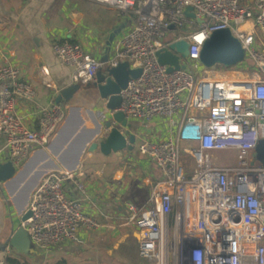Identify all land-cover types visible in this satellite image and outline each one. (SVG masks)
<instances>
[{
	"label": "built area",
	"instance_id": "built-area-1",
	"mask_svg": "<svg viewBox=\"0 0 264 264\" xmlns=\"http://www.w3.org/2000/svg\"><path fill=\"white\" fill-rule=\"evenodd\" d=\"M134 17L115 41L105 64L69 40L55 41L53 51L73 67L75 83L95 80L99 70L128 61L140 68L120 92V111L129 120L164 119L168 133L141 138L138 151L160 169L148 202H129L125 219L136 225L139 256L152 264H169V250L178 264H264V164L257 158L264 139V50L256 45L264 34V0H92ZM192 7L193 17L186 15ZM219 27H229L255 66L258 77L195 79L185 67L169 71L158 52L165 49L200 63L204 41ZM187 40L186 57L171 48ZM26 109L21 113L20 109ZM69 104L40 105L37 92L13 64L0 65V163L19 169L29 155L46 149L64 122ZM193 140L195 146L182 145ZM182 151L196 164L188 176ZM231 153L236 165L218 155ZM75 188L79 196H73ZM87 187L77 170L47 172L33 189L20 221L31 242L42 248L81 241L83 230L103 223L85 211ZM26 210V211H27ZM173 228V241L169 231Z\"/></svg>",
	"mask_w": 264,
	"mask_h": 264
},
{
	"label": "crops",
	"instance_id": "crops-1",
	"mask_svg": "<svg viewBox=\"0 0 264 264\" xmlns=\"http://www.w3.org/2000/svg\"><path fill=\"white\" fill-rule=\"evenodd\" d=\"M241 1L251 4L254 0ZM132 17L117 8L92 0H0V65L10 63L18 67L36 89L40 105H48L56 101L60 89L75 83L72 78L73 67L61 62L53 51V43L63 40L77 42L86 52L101 59L106 52L110 56L116 39L128 29ZM257 41L264 50V34L259 30ZM255 69L251 76L241 75L239 78L258 77L260 74ZM82 85L71 103L79 107V111L69 107L67 119L62 123L63 128L45 149L48 158L55 159L59 168L64 166L57 159H76L81 146L95 132L96 111L104 107L98 90L92 85L88 86V83ZM20 112L24 114L26 109H20ZM129 130L136 135L132 149L126 148L108 155L99 149L88 151L84 158L87 161L80 164L81 178L87 187L85 211L96 216L104 225L95 231L83 230L81 241L77 243L86 242L91 232L114 227L116 220H126L127 204H135L128 197L132 188L143 189L145 185L149 188L148 197L141 206L146 205L154 183L162 177L155 163L139 153L137 143L141 138L165 137L168 133L167 122L164 119L149 122L132 120ZM105 134L106 130L103 129L97 137ZM46 159L43 152L34 151L31 159H27L19 170L28 173L27 178L36 176L44 168ZM27 178L23 175L21 181ZM71 194L79 196L75 188ZM18 226L20 223H9L8 238L13 228ZM74 243H64L61 248ZM52 248L46 249L49 251ZM4 260L5 257H0V264H4Z\"/></svg>",
	"mask_w": 264,
	"mask_h": 264
},
{
	"label": "water",
	"instance_id": "water-1",
	"mask_svg": "<svg viewBox=\"0 0 264 264\" xmlns=\"http://www.w3.org/2000/svg\"><path fill=\"white\" fill-rule=\"evenodd\" d=\"M185 13L189 17L194 16L192 7H187ZM111 41L112 36L109 39L108 48H110ZM171 48L176 49L182 57H186L189 52V43L185 39L179 40L172 43ZM158 58L162 64L169 65V71L185 67V64H180L179 56L170 50L165 49L159 51ZM245 58V49L240 39L233 35L229 27H219L215 29L204 41L200 52V62L208 68L214 67L216 64L230 68L243 62ZM101 60L106 64L109 60V52L102 55ZM129 66L130 63L128 61H121L116 66L112 67L106 66L104 69L97 72L95 80L92 83H88V86L92 85L98 90L100 98L104 101V107L96 111L97 126L95 132L90 135L81 146L76 159H57L59 162H62L64 168L68 170H77L80 166L79 161L81 155L85 149H88V151L99 149L103 154L108 155L126 148H133L136 135L130 132L128 120L120 111L111 114V111L118 108L121 104V90L126 88L131 77H137L141 72L140 68L131 69ZM82 87L83 85L81 83H72L60 89L56 101L66 102L70 104V109H78L79 111L80 108L73 106L71 103L74 95ZM79 117L83 121V117L80 113ZM65 119H67V115ZM63 125L64 124L58 128L48 147L59 134ZM103 129L106 130V134L98 141L96 137ZM35 151H41L44 153V156L47 157L44 161V168L41 169L36 176L27 178V176H29L28 173L17 169L11 161L0 163V188L4 185L9 189H7V191L12 195L14 205L19 210L21 220H25L31 215L30 211H26L25 205L28 198H30L32 190L37 186L41 178L49 171L63 168H59V164L55 159L48 158L45 149H38ZM257 158L264 164V139L259 141ZM28 159H31V156L28 157ZM23 175L27 178L24 182L21 181ZM11 184L13 185L12 187ZM6 243V247L9 245L22 251H28L32 245L28 232L22 226L13 228V233Z\"/></svg>",
	"mask_w": 264,
	"mask_h": 264
},
{
	"label": "rangeland",
	"instance_id": "rangeland-1",
	"mask_svg": "<svg viewBox=\"0 0 264 264\" xmlns=\"http://www.w3.org/2000/svg\"><path fill=\"white\" fill-rule=\"evenodd\" d=\"M133 21L134 17H132L129 24L132 25ZM260 44L261 43L257 41L256 37V45L258 49L263 50V47ZM251 61L252 60H250L249 57H246L243 62L230 68L224 67L220 64L208 68L201 62L194 63L183 58V63L193 74L195 79L201 77L239 78L241 75L251 76L255 69V66ZM128 123L129 125H132V120H129ZM96 139L99 141L102 137L99 136ZM182 145L187 146L185 142ZM87 152L88 150L86 149L83 151L79 161L80 164L87 161V159H84ZM224 152L225 151L220 152L219 155H222ZM181 159L188 172V176L192 175L196 170L194 159L185 151H182ZM221 159H224L222 164H227L229 166L237 164L235 154H223ZM7 189L8 188L4 185L0 188V257H5L4 264H53L60 259H65L70 264H151L139 256L136 225L122 219L119 221L116 220L113 224L114 227L112 228L101 232H91L89 234V239L86 242H76L67 247L61 248L64 243L59 244L57 247L54 246V248L49 249V251L46 248L34 244L31 245L28 251H22L9 245L6 247L9 223L11 221L14 223H20L21 221L18 208L14 205L12 195ZM148 190L149 188L146 185L143 189L135 190L132 188L128 197L133 200L135 204L141 206L148 197ZM28 202L29 198L25 205L26 210L28 208ZM111 213L113 214L114 212ZM168 235L169 242L173 241V228L171 229L170 227ZM169 252V264H178L177 260L173 257V251L169 250ZM8 257L12 259L8 260Z\"/></svg>",
	"mask_w": 264,
	"mask_h": 264
},
{
	"label": "bare ground",
	"instance_id": "bare-ground-1",
	"mask_svg": "<svg viewBox=\"0 0 264 264\" xmlns=\"http://www.w3.org/2000/svg\"><path fill=\"white\" fill-rule=\"evenodd\" d=\"M186 143V145L188 146V147H190V146H195L196 144H197V142L196 141H193V140H183L182 141V144L183 143ZM64 168V167H63Z\"/></svg>",
	"mask_w": 264,
	"mask_h": 264
},
{
	"label": "trees",
	"instance_id": "trees-1",
	"mask_svg": "<svg viewBox=\"0 0 264 264\" xmlns=\"http://www.w3.org/2000/svg\"><path fill=\"white\" fill-rule=\"evenodd\" d=\"M8 260H11L12 258L8 257ZM54 264H68V262L65 259H60L59 261H57Z\"/></svg>",
	"mask_w": 264,
	"mask_h": 264
}]
</instances>
